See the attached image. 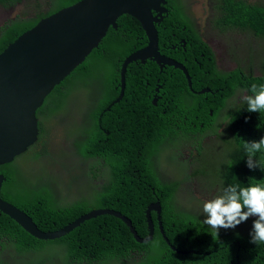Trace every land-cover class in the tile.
I'll return each mask as SVG.
<instances>
[{"label":"trees","instance_id":"trees-1","mask_svg":"<svg viewBox=\"0 0 264 264\" xmlns=\"http://www.w3.org/2000/svg\"><path fill=\"white\" fill-rule=\"evenodd\" d=\"M28 1L0 0V5L13 9ZM78 1L38 0L34 1L37 10L32 15L7 18L0 24V53L41 19ZM183 3L185 0H168L170 13L157 28L160 51L186 66L192 87L179 68H161L152 60L133 62L127 69L124 97L112 105L121 94L125 59L148 44L141 22L130 14L122 15L118 27H111L100 45L48 95L38 110L39 140L20 155L33 153L40 158L45 154L37 148L47 131L46 119L61 112L72 95H79L91 110L93 124L85 129V138L77 141L78 152L103 159L112 169L110 180L94 189L92 195L64 200L57 197L43 173L19 167L20 156L0 166V173L6 177L2 197L27 212L44 231L60 230L92 209L111 208L129 217L138 234L147 237L146 210L159 200L164 231L171 243L160 231L156 212L152 213L154 238L140 243L124 220L110 214L87 220L59 239L41 240L0 211V253L11 248L15 254H36V264H50L39 258L53 248L63 250L61 264H130L135 256H141L136 264H264V244L251 243V230L247 234L232 231L212 235L207 225L176 205V197L189 192L186 181L194 183L193 177L199 174L204 179L212 175L215 179L210 180L227 187H264V148L254 154L261 167L250 169L245 146L264 138V111L249 112L244 99L241 103L236 99L244 92L252 95L253 84L258 88L264 85V57L258 73L245 67L221 71L212 46ZM213 6L219 10L214 17L218 27L238 28L264 39V4L214 0ZM203 89L208 91L200 93ZM223 111L231 130V138H223L231 147L228 161L222 164L220 159L218 163L213 158L205 159L206 144H201L195 160L210 164L207 168L192 171L179 165L183 157L169 149V142L185 133L179 116L195 120L194 132L206 136V131L217 132ZM192 141L197 143L195 138ZM158 164L166 167L174 180H163ZM187 170L183 178L180 173ZM248 228L243 225V230ZM0 264L14 262L0 258Z\"/></svg>","mask_w":264,"mask_h":264},{"label":"water","instance_id":"water-1","mask_svg":"<svg viewBox=\"0 0 264 264\" xmlns=\"http://www.w3.org/2000/svg\"><path fill=\"white\" fill-rule=\"evenodd\" d=\"M167 3V0H80L41 19L1 52L0 166L14 161L36 144L40 135L39 108L55 87L100 45L109 29L118 27L117 21L122 15L130 14L141 22L148 44L125 59L121 71V94L112 105L124 97L127 69L133 62L152 60L161 68L168 65L179 68L192 87V78L186 66L160 51L157 24L169 11L165 7ZM205 91L208 89L200 93ZM5 180V175L0 173V211L41 240L59 239L87 220L110 214L124 220L138 242L147 243L154 238L152 211H156L161 232L171 243L163 229L159 201L147 209L150 229L147 237L138 234L129 217L110 208L92 209L60 230L44 231L27 212L2 197Z\"/></svg>","mask_w":264,"mask_h":264},{"label":"rangeland","instance_id":"rangeland-1","mask_svg":"<svg viewBox=\"0 0 264 264\" xmlns=\"http://www.w3.org/2000/svg\"><path fill=\"white\" fill-rule=\"evenodd\" d=\"M34 1L38 0H29L27 3L13 9L0 5V24L7 18L32 15L34 10H37ZM247 1L252 4H264V0ZM213 2L214 0H192L195 16L199 19L202 27L200 33L214 49L218 68L221 71H229L238 67H245L247 70L258 73L261 59L264 57V39L238 28H221L215 25L214 17L219 15V10L213 6ZM26 13L27 15H25ZM250 65L251 68H248ZM246 95H248L247 92H244L241 96H236V99L241 101ZM90 115L91 110L86 106L83 98L79 95H72L65 102L61 112L46 119L45 142L42 140L43 143L41 142L37 148V151L45 150V154L37 158L33 153H27L20 156L17 161L19 167L31 173H43L44 180L52 184L51 188L60 199L68 200L76 196L92 195L94 189L99 188L104 181L110 180L113 176L112 169L108 167L104 160H102L104 164L100 159L86 160L81 157L76 147L78 135L82 136L85 132L86 124H93ZM225 117L226 113L223 111L218 117L217 132L211 133L210 138L205 141L206 148L203 157L209 160L213 158L214 163H218L220 159V163L223 164L228 159L227 155L231 151L230 144L223 141V138H226L225 140L231 138L229 121ZM80 126L81 130H78ZM195 139L197 140L196 145L203 143L202 138L197 134ZM189 148V146L185 148V151L188 152ZM195 154L197 153L195 152ZM209 165L205 161L201 163L194 160V163L189 164V167L192 171H196L199 168H207ZM188 172L189 170L185 171V173ZM208 177L209 179H204L200 174L195 175L193 177L194 183L187 184L186 190H191V192L182 193L183 201L178 202L181 209H186L202 223L206 219L203 214L204 203L222 195L227 187L226 185H220L219 181L210 180V178L215 179L214 176L210 175ZM184 190L185 188H182L181 192ZM255 219L256 217L252 221L242 222L234 228V231L247 234L251 230ZM244 223L249 225L250 228L243 230ZM232 231V228L220 229L219 233L224 234ZM12 250L11 248L5 249L0 253V258L10 259L14 264H33L32 257L36 258V254L23 256L15 254ZM62 251V249L53 248L45 257L39 259H47L50 264H56L58 260H63ZM140 257L135 256V260H131L129 263L136 264Z\"/></svg>","mask_w":264,"mask_h":264},{"label":"clouds","instance_id":"clouds-1","mask_svg":"<svg viewBox=\"0 0 264 264\" xmlns=\"http://www.w3.org/2000/svg\"><path fill=\"white\" fill-rule=\"evenodd\" d=\"M167 4L165 7L170 11ZM169 11L168 13L165 12L163 14L164 18L169 15ZM250 91L252 95H246L243 97L244 101L248 105L247 107L248 111L261 113L262 111H264V85H261L258 88L257 85L253 84ZM241 102L242 100L239 101V103ZM228 107L229 104L226 106V109ZM245 146L247 151L249 152L248 162H247L248 167L250 169H255L257 166L261 167L260 163L254 160L255 157L254 154L260 151L261 148H264V138H262L258 142L253 141L251 143H246ZM98 159L102 161L101 158ZM158 201L159 200L155 202ZM177 206H179V204ZM153 212L156 211H152V213ZM186 212L189 213L192 217H194L192 213L188 212L187 210ZM203 214L206 216V219L203 221V224L209 226L212 235H218L220 229L232 228L234 231V228H236L242 222L252 221L253 218L256 217V219L253 222V226L251 227V243L256 245L264 244V187H261L259 185H253L246 188H239L238 185H229L224 189L222 195L217 196L214 199H211L204 203ZM146 217H147V210H146ZM245 224L246 223H244V225ZM158 225H159V221H158ZM155 227H156V223H155ZM56 264H61V261L58 260ZM96 264L99 263L97 262Z\"/></svg>","mask_w":264,"mask_h":264},{"label":"flooded vegetation","instance_id":"flooded-vegetation-1","mask_svg":"<svg viewBox=\"0 0 264 264\" xmlns=\"http://www.w3.org/2000/svg\"><path fill=\"white\" fill-rule=\"evenodd\" d=\"M183 6H184V8L186 10V13L191 16L194 25L197 27V29L200 32V30H202V27H201V24H200L199 19H197L196 16H195V13H194V4L192 3V0H185V4L183 3ZM169 13H170V11H169ZM179 118H180V121L183 122L182 125H183V127L185 129V133L182 134L180 137H178L176 139V141L169 142V149H171V150L172 149H175L176 152L179 153L178 156L183 157V160H182V162H180L179 165L189 166V164H193L194 163V160H195V152L197 154H199L198 146H200V145H196V143H193V141H192L193 138H195V135H196V133L194 132V127L196 126L195 125V120H191L188 116H185L184 118H182V117L179 116ZM90 126L91 125L86 124V128L87 127H90ZM85 136H86L85 133H83L82 136H79L78 135V141L82 140V138H85ZM199 137L202 138V140H203L202 141L203 142L202 145L205 146V141H206V139H209L210 138V133H208V131H206V136L205 135L204 136H200L199 135ZM205 137H206V139H205ZM188 146L190 148H189V151L186 152L185 151V148H187ZM80 155H81L82 158H84L86 160H98L95 157H88V156L83 155V154H80ZM203 155H204V152H203ZM102 163L104 164V161H102ZM158 170H159V175H160V177L163 180H170V181L174 180V179H172L173 174L166 167L162 168L160 166V164H158ZM186 174L187 173H185V171H183V172L180 173V175H182L183 178L186 177ZM186 184H188V181H186ZM189 192H191V190ZM181 200H182L181 197H176V205H178V202L181 201ZM32 260H36V258L35 259H32ZM34 263H35V261L33 262V264Z\"/></svg>","mask_w":264,"mask_h":264}]
</instances>
